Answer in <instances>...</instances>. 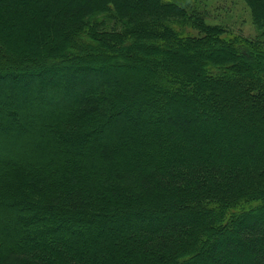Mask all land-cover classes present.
Returning <instances> with one entry per match:
<instances>
[{
  "label": "trees",
  "instance_id": "1",
  "mask_svg": "<svg viewBox=\"0 0 264 264\" xmlns=\"http://www.w3.org/2000/svg\"><path fill=\"white\" fill-rule=\"evenodd\" d=\"M179 11L0 0V264H264V76L203 71L179 49L237 39Z\"/></svg>",
  "mask_w": 264,
  "mask_h": 264
},
{
  "label": "rangeland",
  "instance_id": "2",
  "mask_svg": "<svg viewBox=\"0 0 264 264\" xmlns=\"http://www.w3.org/2000/svg\"><path fill=\"white\" fill-rule=\"evenodd\" d=\"M162 1L176 3L180 6L181 11L177 13L178 15H173L169 18L162 17L164 24L170 26L176 32L189 37H200L204 35L206 30L205 28L211 27L220 31V37L227 39L235 37L237 42L242 43V45H240L234 40L235 43L232 44H219L214 42L209 47L202 46L200 44L192 46H188L186 44L185 47H180L181 49H179V51H187L186 47L190 48L187 52L194 53V55L199 59V62L203 64V71L208 70V73L213 77L231 74L235 75V73L241 69L242 66L240 65H243L247 68L246 71H250L249 73L253 77L259 78L264 76V20H257L254 18L253 11L246 0ZM128 5L132 7L131 3H128ZM99 17L101 19H105V25L103 26L104 30L106 29V31L112 33L123 29L110 20L109 15H107L108 19L105 15ZM148 21H153V18L150 17ZM25 35L27 34H24V36ZM244 48L248 49L252 56H245L239 51ZM95 49L96 47L94 50ZM167 49H169V47H167ZM251 57L252 61L250 60ZM118 61L119 60L117 59V62ZM78 64L82 63L78 62ZM61 71H63V69L54 68L51 70L52 73H62ZM79 73L83 75V82L81 85L89 90L93 96H100L99 94H101V92L99 90H105V87H103L104 85H102V89L100 88L97 90V88L93 87L89 78L86 77L88 74L87 70H79L76 74ZM241 146L242 145L239 144V142L237 143V141H232L230 149L232 150L231 153L233 156H235L238 151L237 147L243 148ZM204 155H208L207 152H205ZM211 155H214L216 158H220L222 156V154L220 152H216V150L213 153L211 152ZM211 222L212 224H215V218H213ZM212 227L216 226L213 225ZM216 230L217 229L215 228V230H212V232L210 231L209 233L216 237L220 234V232L217 233ZM203 252L204 247L198 251L197 255L201 257V255L203 256ZM193 258H196V255H194Z\"/></svg>",
  "mask_w": 264,
  "mask_h": 264
},
{
  "label": "bare ground",
  "instance_id": "3",
  "mask_svg": "<svg viewBox=\"0 0 264 264\" xmlns=\"http://www.w3.org/2000/svg\"><path fill=\"white\" fill-rule=\"evenodd\" d=\"M239 51L243 53V55L245 56H248V57L252 56L248 49L244 48V49H240ZM250 60L252 61V57L250 58Z\"/></svg>",
  "mask_w": 264,
  "mask_h": 264
}]
</instances>
